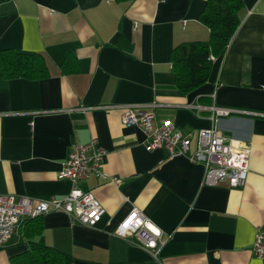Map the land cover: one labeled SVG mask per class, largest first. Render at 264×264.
Returning <instances> with one entry per match:
<instances>
[{
    "label": "crops",
    "instance_id": "obj_1",
    "mask_svg": "<svg viewBox=\"0 0 264 264\" xmlns=\"http://www.w3.org/2000/svg\"><path fill=\"white\" fill-rule=\"evenodd\" d=\"M206 1L0 0L14 7L0 12V50L41 54L48 70L42 78L0 72V193L62 198L72 183L58 173L73 146L96 138L105 150L107 176L77 184L103 206L100 221L41 215L35 241L68 253L70 264H264L252 249L264 229V0H242L224 53L211 56L203 84L183 92L171 51L208 42L199 20ZM151 102L154 124L170 120L189 137L187 155L149 150L141 128L121 123L125 106ZM211 104L244 111L215 123L250 149L240 186L204 184L202 164L188 159L198 132L213 125ZM133 207L162 232L157 259L133 236L114 234ZM20 222L0 247V264L28 247Z\"/></svg>",
    "mask_w": 264,
    "mask_h": 264
},
{
    "label": "built area",
    "instance_id": "obj_2",
    "mask_svg": "<svg viewBox=\"0 0 264 264\" xmlns=\"http://www.w3.org/2000/svg\"><path fill=\"white\" fill-rule=\"evenodd\" d=\"M156 106L155 102L125 106L120 116L121 123L141 128L149 150L164 148L169 157L187 155L189 137L179 132L170 120L154 124ZM207 109L213 125L198 132L196 149L188 155V159L202 164L204 184L215 185L227 181L232 187L240 186L249 170L250 149L244 142L225 136L215 123L219 117L243 114L244 111L215 104L209 105ZM104 156L105 150L96 138L83 144H75L58 173L60 178H66L72 183L70 191L62 198L34 201L27 196L15 197L0 193V247L7 242L22 218L53 210L65 212L75 222L95 226L100 221L104 208L90 192L83 191L77 184L91 174L107 176L102 168ZM113 180L117 181L115 178ZM114 234L125 238L133 236L140 246L149 251L152 258H158V250L163 242L162 232L138 208L133 207L126 214L116 225ZM252 249L257 257H264V229L257 231Z\"/></svg>",
    "mask_w": 264,
    "mask_h": 264
},
{
    "label": "trees",
    "instance_id": "obj_3",
    "mask_svg": "<svg viewBox=\"0 0 264 264\" xmlns=\"http://www.w3.org/2000/svg\"><path fill=\"white\" fill-rule=\"evenodd\" d=\"M130 2L132 0H117ZM242 0H207L199 20L209 30L208 42H183L171 51V69L175 85L183 92L203 84L211 66V56L224 53L229 40L240 23ZM0 72L4 78L24 76L42 78L48 75L45 60L38 53L0 50ZM21 234L27 243L26 251L11 258V264H70L73 257L53 246L35 241L42 229L41 215L24 217Z\"/></svg>",
    "mask_w": 264,
    "mask_h": 264
},
{
    "label": "water",
    "instance_id": "obj_4",
    "mask_svg": "<svg viewBox=\"0 0 264 264\" xmlns=\"http://www.w3.org/2000/svg\"><path fill=\"white\" fill-rule=\"evenodd\" d=\"M14 7H13V3L12 2H5L4 4H2L0 6V12H8V11H13Z\"/></svg>",
    "mask_w": 264,
    "mask_h": 264
}]
</instances>
